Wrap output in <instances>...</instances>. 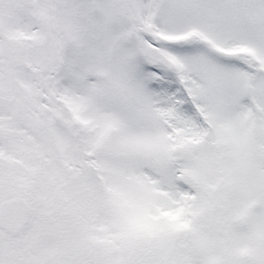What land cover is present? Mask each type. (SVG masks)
<instances>
[{
    "label": "snow or ice",
    "instance_id": "1",
    "mask_svg": "<svg viewBox=\"0 0 264 264\" xmlns=\"http://www.w3.org/2000/svg\"><path fill=\"white\" fill-rule=\"evenodd\" d=\"M0 264H264V0H0Z\"/></svg>",
    "mask_w": 264,
    "mask_h": 264
}]
</instances>
